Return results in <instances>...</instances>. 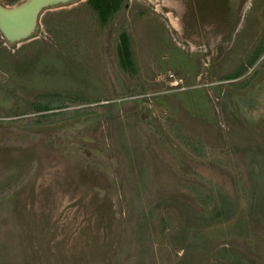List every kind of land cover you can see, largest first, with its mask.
Listing matches in <instances>:
<instances>
[{"label": "rangeland", "instance_id": "374dc122", "mask_svg": "<svg viewBox=\"0 0 264 264\" xmlns=\"http://www.w3.org/2000/svg\"><path fill=\"white\" fill-rule=\"evenodd\" d=\"M248 1L140 0L112 28L82 2L36 24L53 43L0 37V264H264Z\"/></svg>", "mask_w": 264, "mask_h": 264}, {"label": "flooded vegetation", "instance_id": "af4514ba", "mask_svg": "<svg viewBox=\"0 0 264 264\" xmlns=\"http://www.w3.org/2000/svg\"><path fill=\"white\" fill-rule=\"evenodd\" d=\"M37 1L38 3H40V5L42 4L44 5L41 7V10L36 14L35 19H33V26L31 28L32 30L30 36H33L34 34L37 33L38 30L36 31L34 28L36 24L37 23L39 24L40 20L42 19V14L45 13L46 10H52L54 7H67V6L73 7V5H79V3L83 2V4H85L84 7H89V9H91L90 16L98 20V26H100V28H104L106 25L112 28L110 24L116 25L117 24L116 20L120 19V17H121V20L119 22L120 24H122V22L125 19L137 20L138 18L137 16H141L143 9L145 10V8H142V6L140 5V3H142L140 2V0H118L117 2L112 1V4L117 6L116 7L111 6L109 8V11L106 13L100 11V7L98 8L95 6L96 5L95 0H37ZM6 2L8 3L1 2L0 0V7L11 8L13 11L12 16L14 17V19H17L18 15L22 16L23 20L27 19L26 13L28 8L30 7V0H8ZM47 27L54 28L50 24H48ZM129 34L133 35V33L127 31L124 24V28H121L120 31H118L117 33H111L110 35H112L113 37H117L120 35L127 36ZM0 37L3 38L5 41H8L7 37L4 34H2L1 30H0Z\"/></svg>", "mask_w": 264, "mask_h": 264}, {"label": "water", "instance_id": "95a60500", "mask_svg": "<svg viewBox=\"0 0 264 264\" xmlns=\"http://www.w3.org/2000/svg\"><path fill=\"white\" fill-rule=\"evenodd\" d=\"M43 5H40L37 0H30V7L27 10V19L25 20L19 15L17 19H14L11 8L0 7V30L7 37L8 42L16 43L30 36L33 19Z\"/></svg>", "mask_w": 264, "mask_h": 264}, {"label": "built area", "instance_id": "2783aa9c", "mask_svg": "<svg viewBox=\"0 0 264 264\" xmlns=\"http://www.w3.org/2000/svg\"><path fill=\"white\" fill-rule=\"evenodd\" d=\"M37 39L40 42L44 41L47 43H53V40H55L53 38V36L51 35V33H49L45 28H42L40 31H38L36 34H34L33 36H31L30 38H28V40H34ZM3 44L7 45L6 41H3ZM19 43L16 44V46H18ZM54 47L57 48V45H55L54 43ZM14 51V50H13Z\"/></svg>", "mask_w": 264, "mask_h": 264}, {"label": "crops", "instance_id": "0c3cea01", "mask_svg": "<svg viewBox=\"0 0 264 264\" xmlns=\"http://www.w3.org/2000/svg\"><path fill=\"white\" fill-rule=\"evenodd\" d=\"M50 8H52V7H50ZM62 8H65V7H54L53 10H54V9H56V10H57V9H62ZM71 8H72V7H71ZM87 8H88V7H84V9H87ZM54 11H55V10H54ZM45 13H46V12H45ZM45 13H43L42 16H43ZM84 13H86V12H84ZM89 16H90V15H89ZM84 17H86V14H85ZM24 43H27V42H24ZM173 46H175V45H173ZM54 48H55V47H54Z\"/></svg>", "mask_w": 264, "mask_h": 264}, {"label": "trees", "instance_id": "16d2710c", "mask_svg": "<svg viewBox=\"0 0 264 264\" xmlns=\"http://www.w3.org/2000/svg\"><path fill=\"white\" fill-rule=\"evenodd\" d=\"M262 39H263V38H262ZM262 42H264V40H263ZM263 50H264V43H263V45L260 47V49H259L258 51H259V53H260V52L263 51ZM259 53H257V55H255V57L253 58V60L259 55ZM253 60H252V61H253ZM252 61H251V62H252ZM251 62H250V63H251ZM236 75H237V74H236ZM233 76H235V75H233Z\"/></svg>", "mask_w": 264, "mask_h": 264}, {"label": "bare ground", "instance_id": "6f19581e", "mask_svg": "<svg viewBox=\"0 0 264 264\" xmlns=\"http://www.w3.org/2000/svg\"><path fill=\"white\" fill-rule=\"evenodd\" d=\"M252 3V2H251ZM249 4H250V1H248L247 0V3H246V5L245 6H249ZM248 9V8H247ZM179 44V43H178ZM183 46V45H182Z\"/></svg>", "mask_w": 264, "mask_h": 264}, {"label": "clouds", "instance_id": "9594fccd", "mask_svg": "<svg viewBox=\"0 0 264 264\" xmlns=\"http://www.w3.org/2000/svg\"><path fill=\"white\" fill-rule=\"evenodd\" d=\"M30 37H31V36H30ZM30 37H28V38H30ZM28 38L25 39V40H23V41H28ZM19 42H22V41H18V42H16V43H19ZM18 45H20V44H18Z\"/></svg>", "mask_w": 264, "mask_h": 264}]
</instances>
